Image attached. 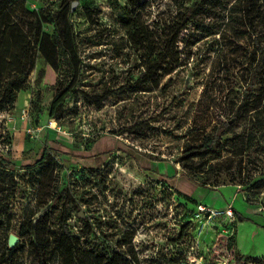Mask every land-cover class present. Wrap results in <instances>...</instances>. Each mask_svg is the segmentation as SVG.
<instances>
[{
    "label": "rangeland",
    "instance_id": "374dc122",
    "mask_svg": "<svg viewBox=\"0 0 264 264\" xmlns=\"http://www.w3.org/2000/svg\"><path fill=\"white\" fill-rule=\"evenodd\" d=\"M70 1L17 0L0 19V99L13 96L0 111V153L12 164L0 166V264L11 233L20 238L11 264H38L23 223L35 228L47 212L52 231L66 220L86 246L125 264H264V189L252 187L264 178L255 112L264 106V3L77 0L68 15L76 86L50 117L74 79L52 39ZM212 131L217 143L192 153ZM45 145L62 149L47 169L21 168ZM199 205H233L237 215L210 217ZM49 247L47 264H57Z\"/></svg>",
    "mask_w": 264,
    "mask_h": 264
},
{
    "label": "trees",
    "instance_id": "16d2710c",
    "mask_svg": "<svg viewBox=\"0 0 264 264\" xmlns=\"http://www.w3.org/2000/svg\"><path fill=\"white\" fill-rule=\"evenodd\" d=\"M17 0H0V19L4 17V15L9 12L10 10H13L15 8V2ZM75 0H71L68 4V7H65L64 5L61 7L60 13L64 14L65 22L63 26V30H60V27L57 26L55 28V32L52 34V39L55 40V44H57L60 48L63 49L64 54L69 59L70 64L73 68V74L74 79L70 81V83L64 88V90L58 92L52 99L50 108H49V115L50 117H55L58 112L64 107L66 98L68 94L73 91V89L76 86V80L79 73V67L75 64V59L77 58V52L75 50L74 41H73V34H72V28L68 24V15L73 12L72 10V2ZM251 1V8H258L262 7L264 0H247L249 3ZM198 2L194 1L193 3L188 6L187 11L182 15L181 22L177 25V33L181 31V29L185 28L191 21V19L196 15L199 6ZM249 7V9H250ZM259 22L258 26L260 28H264V10L259 12ZM57 30V31H56ZM257 44V50L259 54L264 56V46L260 44V42H256ZM162 63L161 60H157L154 64L149 66L145 72H143V76L147 73L155 71L159 65ZM249 90H247L248 92ZM13 101V96L7 95L6 93L3 95V97L0 99V111L5 109L6 104L8 102ZM256 115L259 119L257 122V127L259 130L264 129V106L261 108H256ZM262 116V117H260ZM220 133L216 131H212V133L208 134L203 141L196 146H193L191 148L192 153H198L199 151L205 152L210 150L219 140ZM55 145H59L58 142H55ZM60 147V146H58ZM54 147L51 145H45L42 148V152L40 154V157H38L37 160H35L33 163L25 164L21 168L25 170H32L36 169L37 167H47L49 166L51 162V157L53 152H59L61 153L62 149ZM186 151V150H185ZM188 151V150H187ZM186 151V152H187ZM0 166L4 167H11L12 164L8 157L4 156L0 153ZM168 181H171L169 177H167ZM190 179L195 183V185H200L207 187V182H200L199 180L194 179L193 177H190ZM185 183V181L183 182ZM187 183V182H186ZM192 183V182H191ZM253 189L257 194L261 193L262 189H264V178L255 181L252 184ZM193 188V187H192ZM190 188V189H192ZM193 190V189H192ZM190 190V192L192 191ZM241 191V190H240ZM245 195V198L248 202L252 203V199H248L245 191H242ZM187 197H190L188 194ZM234 213L237 215V212L235 209ZM34 213V212H33ZM31 214V216L33 215ZM48 215V212L44 214L41 217V220L39 219L38 225L34 228L33 222L30 220L29 223H23V227L25 231H27L30 235L33 234L34 230V239L31 240V247L32 251L34 252L36 259L38 261V264H47V253L50 249L49 245H53L52 251L58 252V262L57 264H125V260L122 257H119L118 254H103L100 255L98 252L94 250L91 246H86L84 242L81 240L80 236H75L71 229L68 227L66 220L61 221L60 223V229L58 232L52 231L49 228L48 222L44 223V217ZM25 221V220H24ZM43 223V228H41V225ZM85 228H88V230L92 229L91 224L87 223L85 225ZM17 236H19L17 234ZM9 238V236H8ZM9 248V246H8ZM19 249L15 248H9L8 253L6 255V260L3 262V264H11V259L14 258L17 251ZM250 257V256H249ZM247 257V258H249ZM242 257L237 261L241 262Z\"/></svg>",
    "mask_w": 264,
    "mask_h": 264
},
{
    "label": "built area",
    "instance_id": "2783aa9c",
    "mask_svg": "<svg viewBox=\"0 0 264 264\" xmlns=\"http://www.w3.org/2000/svg\"><path fill=\"white\" fill-rule=\"evenodd\" d=\"M238 189L240 190L241 186H239ZM199 209L201 210V212L207 213L210 217H213V216L215 217V216H218L221 214L224 215V217H229L230 220H233L235 217V213H234V210L232 208V205H229V207L227 209H225L224 212H220L218 210L208 208L204 205H199Z\"/></svg>",
    "mask_w": 264,
    "mask_h": 264
},
{
    "label": "water",
    "instance_id": "95a60500",
    "mask_svg": "<svg viewBox=\"0 0 264 264\" xmlns=\"http://www.w3.org/2000/svg\"><path fill=\"white\" fill-rule=\"evenodd\" d=\"M78 4V1L75 0L72 2V10H74L75 6ZM82 216V214H80ZM20 238L16 234H9L8 238V246L9 248L15 247V245L19 242Z\"/></svg>",
    "mask_w": 264,
    "mask_h": 264
},
{
    "label": "crops",
    "instance_id": "0c3cea01",
    "mask_svg": "<svg viewBox=\"0 0 264 264\" xmlns=\"http://www.w3.org/2000/svg\"><path fill=\"white\" fill-rule=\"evenodd\" d=\"M174 180H176V179H175V178H174V179L172 178V180H171V181H174ZM186 184L188 185V184H190V183H189V182H187ZM191 188H192V187H191ZM192 189H193V188H192ZM192 189H189V190H192ZM179 190H180V189H179ZM232 206H233V205H232Z\"/></svg>",
    "mask_w": 264,
    "mask_h": 264
}]
</instances>
